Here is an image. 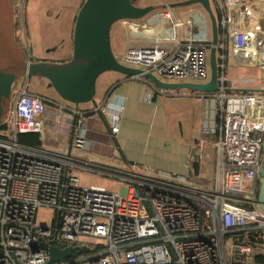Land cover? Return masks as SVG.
<instances>
[{
	"label": "built area",
	"instance_id": "1",
	"mask_svg": "<svg viewBox=\"0 0 264 264\" xmlns=\"http://www.w3.org/2000/svg\"><path fill=\"white\" fill-rule=\"evenodd\" d=\"M209 2L218 30V89L200 96L201 137L216 136L212 185L153 174L147 167L92 164L85 156L92 140L84 112L15 81L10 109L0 123V264H264V210L258 202L264 0ZM120 23L126 33L122 63L164 81L209 80L211 27L199 4L178 11L166 6ZM50 104L60 111L68 108L76 118L66 152L16 140L20 133L43 132ZM122 108L96 103L92 111L108 115L112 135ZM76 167L120 177L121 190L84 185ZM52 239L62 249L87 251L49 262L39 244Z\"/></svg>",
	"mask_w": 264,
	"mask_h": 264
},
{
	"label": "crops",
	"instance_id": "2",
	"mask_svg": "<svg viewBox=\"0 0 264 264\" xmlns=\"http://www.w3.org/2000/svg\"><path fill=\"white\" fill-rule=\"evenodd\" d=\"M54 1L55 9L58 11L54 20L60 18L62 11L59 12V10L61 8L66 7L67 10L71 7L69 8L70 14H66L63 19L69 24L68 32L72 35L71 31L78 10L76 4L63 3L62 0H53L50 3L54 4ZM42 2L43 0H33L24 4L23 13L29 21L33 22L39 16L38 13H43L45 17L49 16L48 19L53 17L49 13L50 3L43 4ZM74 2L77 3L78 0H74ZM40 9L42 11L38 12ZM49 25L50 23L47 26ZM32 29L36 31V26ZM57 38L60 37H53L52 40H57ZM113 40L114 36L111 37L112 48L113 43L115 44ZM115 45L118 54L121 56L124 50H119L118 41ZM56 48L57 46H54L55 50ZM29 50L28 47V53L33 60H66L64 57L45 56ZM110 73H112L110 81L102 89L100 98L96 103L114 105V107L116 104L123 105L118 122V131L115 134H110L106 126L109 120L108 115L93 112L92 103L85 104L82 108L77 107L84 112L88 137L92 140L90 150L85 153L87 159L92 164L107 169L134 166L138 170H142L147 167L152 170L153 174H177L185 176L191 181V184L212 185L217 159V151L214 145L216 136L201 137L203 104L200 92L186 89L179 96L174 92V89L160 90L144 78L124 76L117 72ZM21 80L27 82L28 79L23 77ZM48 86H50L49 82ZM48 97L55 102L68 106V108H76L70 102ZM182 99H186L187 103L191 100L194 102L197 99L200 100L199 110L194 114L191 124L187 112L181 111V107L178 105V101ZM68 108H65V111H60L54 105H47V114L44 116L45 125L41 133V137L44 138L42 143L45 147L66 152L72 144L76 118L68 115ZM178 122L181 126L178 125ZM191 155H194L193 160L190 159ZM89 171L93 172L94 170ZM98 173L120 178L105 171Z\"/></svg>",
	"mask_w": 264,
	"mask_h": 264
},
{
	"label": "water",
	"instance_id": "3",
	"mask_svg": "<svg viewBox=\"0 0 264 264\" xmlns=\"http://www.w3.org/2000/svg\"><path fill=\"white\" fill-rule=\"evenodd\" d=\"M199 4L207 13L211 27V46L208 56L210 77L207 82L164 81L151 72L122 63L111 46V29L123 19H141L155 9L166 6L185 7ZM15 0H0V123L6 117L11 104L14 82L28 76L43 77L64 101L79 104L90 102L96 105V80L106 71L124 76H141L156 88H177L197 92H214L217 86V63L215 44L218 39L216 19L209 0H177L168 4L148 3L137 5L133 0H83L73 24L72 53L65 61L33 60L15 37ZM258 202L264 210V148L259 176ZM41 242L39 246L48 251L49 262L70 257L74 252H86V248H60Z\"/></svg>",
	"mask_w": 264,
	"mask_h": 264
},
{
	"label": "rangeland",
	"instance_id": "4",
	"mask_svg": "<svg viewBox=\"0 0 264 264\" xmlns=\"http://www.w3.org/2000/svg\"><path fill=\"white\" fill-rule=\"evenodd\" d=\"M31 2L33 0H15V37L17 42L21 45V47L25 50V52L31 56L28 53V47L33 53L45 55V56H58L61 58H65L66 60L71 57L72 53V35H70L69 29L70 26L67 23L66 20H64V16L66 14H70L69 12V7L67 10L65 9L66 7L61 8L60 11H62V14L58 20H54L57 17L58 11L55 9V1L54 4H51L50 1L53 2V0H43V4H49L50 3V9L49 13L52 14L53 17L49 18L45 17L43 13H38V17L34 19L33 22L29 21L27 16L25 17V14L23 13L24 9V4L26 2ZM61 1V0H59ZM63 3L69 2L73 5V3L76 4V8L78 9L83 0H78V2H74V0H62ZM76 1V0H75ZM177 0H133L134 4L137 5H143L145 3H171L175 2ZM182 7H175L174 9L176 11L180 10ZM158 9L152 10L149 12L147 16H150L154 14ZM42 9L38 10V12H41ZM50 23L49 26H47ZM36 26V31H33L32 28H35ZM53 30V32H52ZM73 31V29H72ZM71 31V32H72ZM67 35V36H66ZM59 36L60 38H57V40H52L53 37ZM110 36H114V42L116 44V41H118V48L119 50H124L125 47V41H126V33L124 29L121 26L120 21L115 22L112 26ZM63 39V40H60ZM113 43V52L115 56L120 60L121 56L118 54L119 52L116 49V45ZM54 46H57L56 50L54 49ZM112 46V44H111ZM29 50V51H30ZM110 72L113 71H106L99 75V77L96 80V96L95 100H99L101 91L102 89L109 83L111 74ZM241 73H245V70H240ZM235 73V70L232 69L231 74ZM22 78L16 80L15 84L21 81ZM27 80V87L30 91H38V93H41L46 96H51L53 99L64 101L59 97V95L54 91V89L51 86H48V80L43 78V77H37V76H28L26 77ZM160 90H165V89H160ZM179 90V91H178ZM182 88H177L174 89V92L178 94L179 96L185 92ZM179 92V93H177ZM190 101L187 103L186 99H182L178 101L179 107H181V111H185L188 114V117L190 118L189 123L191 124L193 122V116L195 113L198 112L199 107H200V100H196V102ZM90 102L87 103H82L79 104V106L82 108L85 104H89ZM178 125L180 123L178 122ZM181 126V125H180ZM41 144H39L37 147L40 145H43L42 141L44 138L41 137ZM99 136L98 134H96ZM44 146V145H43ZM75 171L77 172V175L80 177V180L84 185H90V186H95V187H104L110 191H120L121 190V182L119 179L114 178L110 175L107 174H100L98 172L95 173V171H89V170H84V169H79L78 167L75 168ZM42 216H48L47 213H41Z\"/></svg>",
	"mask_w": 264,
	"mask_h": 264
},
{
	"label": "trees",
	"instance_id": "5",
	"mask_svg": "<svg viewBox=\"0 0 264 264\" xmlns=\"http://www.w3.org/2000/svg\"><path fill=\"white\" fill-rule=\"evenodd\" d=\"M16 140L19 143L30 146H38L39 144H41L40 135L37 133H20L17 134Z\"/></svg>",
	"mask_w": 264,
	"mask_h": 264
}]
</instances>
